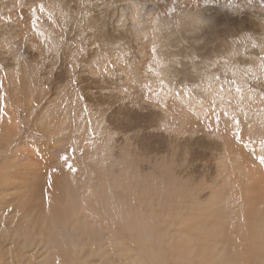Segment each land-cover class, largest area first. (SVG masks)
<instances>
[{
    "label": "rangeland",
    "instance_id": "rangeland-1",
    "mask_svg": "<svg viewBox=\"0 0 264 264\" xmlns=\"http://www.w3.org/2000/svg\"><path fill=\"white\" fill-rule=\"evenodd\" d=\"M12 156L0 264H264V0H0Z\"/></svg>",
    "mask_w": 264,
    "mask_h": 264
},
{
    "label": "bare ground",
    "instance_id": "bare-ground-1",
    "mask_svg": "<svg viewBox=\"0 0 264 264\" xmlns=\"http://www.w3.org/2000/svg\"><path fill=\"white\" fill-rule=\"evenodd\" d=\"M19 88V87H18ZM18 96V95H17ZM16 96V97H17ZM3 97V96H2ZM4 99V98H3ZM18 100L20 99L19 97L17 98ZM172 99H173V97H172ZM174 100V99H173ZM16 101V100H15ZM170 101V100H169ZM217 117V116H216ZM7 122V121H6ZM7 124V123H6ZM19 152V151H18ZM15 156H16V154H15ZM14 156V157H15ZM23 156V155H22ZM13 156L10 158V159H8V165L6 166V167H4L3 168V166H1L2 168L0 169V175H5V179H7V180H11V178L13 179V178H16V179H18V177H20V176H22V175H20V172H19V170L17 171L16 170V168H18L19 167V162L21 161V160H19V158H16V161L14 160L15 158H14ZM19 157V156H18ZM26 158V157H25ZM3 163H7V159L5 158V160L3 161ZM2 163V164H3ZM32 164V163H31ZM10 165H13V166H15V168L12 170V171H10ZM10 167V168H9ZM8 171H9V173H8ZM14 171V172H13ZM21 171V170H20ZM26 173V172H25ZM22 174V173H21ZM29 182V181H28ZM5 183V182H4ZM13 183V185H12V187H10V185L11 184H8V182H6L5 183V185H7L6 186V189H5V191L6 192H8L11 188H15V189H18L19 187H18V185L16 184V182H12ZM36 186V185H35ZM19 190V189H18ZM33 191V190H32ZM36 191V190H35ZM34 191V192H35ZM13 197V196H12ZM33 197V196H32ZM11 202V201H10ZM38 205V204H37ZM61 205V204H60ZM32 206V205H31ZM35 206V205H34ZM59 206V205H58ZM55 208H57V207H55ZM62 208V207H61ZM58 209V208H57ZM62 210V209H61ZM59 211V210H58ZM56 213V212H55ZM31 214V213H30ZM26 217V216H25ZM22 218V217H21ZM24 218V217H23ZM15 218H14V222H15ZM22 220V219H21ZM25 220V219H24ZM23 220V221H24ZM26 221V220H25ZM52 221H54V220H52ZM19 222V221H18ZM18 225H21V221H20V223H18L17 224V227H18V231H19V226ZM95 232V231H94Z\"/></svg>",
    "mask_w": 264,
    "mask_h": 264
}]
</instances>
